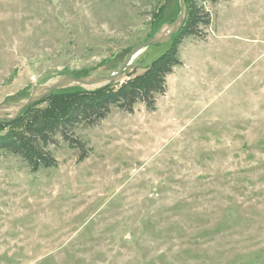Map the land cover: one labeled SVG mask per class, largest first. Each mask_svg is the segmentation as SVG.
Here are the masks:
<instances>
[{
    "label": "rangeland",
    "instance_id": "rangeland-1",
    "mask_svg": "<svg viewBox=\"0 0 264 264\" xmlns=\"http://www.w3.org/2000/svg\"><path fill=\"white\" fill-rule=\"evenodd\" d=\"M200 5L209 25L182 40L154 111L112 108L74 128L80 146L56 136L53 168L0 152V264H264V0ZM178 11L0 0V105L59 75L115 73ZM169 42L143 49L132 75Z\"/></svg>",
    "mask_w": 264,
    "mask_h": 264
},
{
    "label": "trees",
    "instance_id": "trees-1",
    "mask_svg": "<svg viewBox=\"0 0 264 264\" xmlns=\"http://www.w3.org/2000/svg\"><path fill=\"white\" fill-rule=\"evenodd\" d=\"M183 1L186 18L180 30L171 37L167 50L143 67V73L133 76L129 65L123 72L124 82L116 87L95 91L80 88L55 91L24 109L14 121L0 120V152L20 157L32 172L53 168L56 161L47 147L55 144L56 136L75 147L78 142L72 138L74 128L81 124L88 127L96 125L112 108L131 114L133 107L141 103L147 111H154L155 96L164 94L166 77L173 68L181 65L178 47L182 40L200 36V28L209 25L208 15L203 13L204 6L200 4H216L220 0ZM84 76L87 75L80 73L74 77ZM42 104L45 107L40 108Z\"/></svg>",
    "mask_w": 264,
    "mask_h": 264
},
{
    "label": "water",
    "instance_id": "water-1",
    "mask_svg": "<svg viewBox=\"0 0 264 264\" xmlns=\"http://www.w3.org/2000/svg\"><path fill=\"white\" fill-rule=\"evenodd\" d=\"M179 11L171 24L162 25L159 30L147 41L133 47L123 58L120 68L116 73L107 76L87 75L84 77H72L59 75L45 83L36 86L26 99L8 105H0V120L14 121L27 107L38 103L51 93L69 88H80L87 91H95L105 87H116L123 83V72L143 49L149 46L165 44L170 41L181 28L186 18V7L183 0H178Z\"/></svg>",
    "mask_w": 264,
    "mask_h": 264
}]
</instances>
